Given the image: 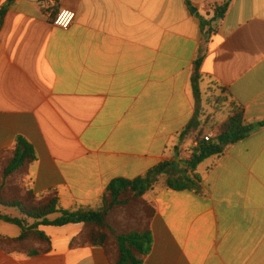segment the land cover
<instances>
[{
    "label": "crops",
    "instance_id": "0c3cea01",
    "mask_svg": "<svg viewBox=\"0 0 264 264\" xmlns=\"http://www.w3.org/2000/svg\"><path fill=\"white\" fill-rule=\"evenodd\" d=\"M49 1L15 0L0 29V165L25 137L38 158L25 176L37 196L57 191L63 210L99 209L112 181L189 161L194 137L182 135L203 49L204 132L228 119L206 103L213 83L249 124L264 121V0H232L208 39L201 19L226 0H62L50 12L73 11L68 29L48 18ZM224 149L199 165L197 190L163 182L150 192L157 213L144 264H264V128ZM83 228L41 226L50 246L0 244V264L114 263L115 246L109 260L100 247L71 245Z\"/></svg>",
    "mask_w": 264,
    "mask_h": 264
},
{
    "label": "trees",
    "instance_id": "16d2710c",
    "mask_svg": "<svg viewBox=\"0 0 264 264\" xmlns=\"http://www.w3.org/2000/svg\"><path fill=\"white\" fill-rule=\"evenodd\" d=\"M14 1L7 0L0 10V29ZM231 2L232 0H226L222 3L211 20L201 19L202 30H206V39L212 35L214 26L225 18ZM202 52L203 54L195 62L191 79L195 97V115L182 135L183 138L194 137V141H199V145L190 151L191 158L186 164L185 174L175 177L173 173L179 169L180 164L163 162L137 179L112 181L104 192L101 208H80L70 212L60 208L57 191L37 196L32 187L28 186L25 176L38 158L33 145L25 137L18 136L13 154L5 166L3 163L4 168L0 173V205L20 212L24 219L0 213V222L15 225L21 230L18 238L0 237V244L14 247L34 241L50 246L51 240L39 229L41 226L63 227L82 224L83 231L72 241V246L100 247L109 260L110 251L115 246L117 255L116 261L112 264H144L153 248L151 225L157 213L154 203L147 199V195L155 189L160 180L164 179L166 186L176 191L197 190L201 179L196 171L201 163L213 156L223 154L225 149L222 145L235 144L256 130L264 128V121L257 125L249 124L243 107L234 101L230 92L213 83L211 86L215 90V95L208 97L206 102L213 106L215 112H225L228 119L217 128L216 136L212 141H201L205 135L203 128L206 124L200 87L203 80L201 65L205 49ZM21 175L24 177L21 181L23 188L18 186L19 181L16 182L17 177ZM12 181L15 185L7 184ZM120 211L124 213L118 214ZM52 215L57 217L51 220ZM28 220L34 222L29 225ZM46 252H49V249ZM28 254L38 256L42 252L36 250Z\"/></svg>",
    "mask_w": 264,
    "mask_h": 264
},
{
    "label": "built area",
    "instance_id": "2783aa9c",
    "mask_svg": "<svg viewBox=\"0 0 264 264\" xmlns=\"http://www.w3.org/2000/svg\"><path fill=\"white\" fill-rule=\"evenodd\" d=\"M62 0H51L45 4L47 9V16L53 21V24L62 29H68L76 19V14L67 9H61L56 12H50L51 8H54L60 4ZM217 133L216 127H208L205 135L201 138V141L210 142L212 141ZM195 147H198L199 141H195Z\"/></svg>",
    "mask_w": 264,
    "mask_h": 264
},
{
    "label": "rangeland",
    "instance_id": "374dc122",
    "mask_svg": "<svg viewBox=\"0 0 264 264\" xmlns=\"http://www.w3.org/2000/svg\"><path fill=\"white\" fill-rule=\"evenodd\" d=\"M210 92H212V94H210V95H207L208 97H211V96H214L215 94H214V91L215 90H213V88H212V86L210 87ZM208 99V98H207ZM207 103V102H206ZM208 106H210V108L211 109H213L214 110V108H213V106L212 105H210V104H207ZM209 108V107H208ZM213 127H216L215 125H213ZM216 128H218V127H216ZM4 163V162H3ZM3 163H2V165H3ZM188 163V161L186 160V161H184V162H181V164H180V166H179V169L177 170V171H175L174 173H173V175L175 176V177H177L179 174H185V170H187V167H186V164ZM2 165H0V173H1V169H2ZM19 179V180H18ZM24 180V177H23V175H21V176H19V177H17V181L16 182H18V181H23ZM164 182V179H161L160 180V182H159V184H162ZM0 183H1V181H0ZM147 197L148 198H151L152 196H151V193H149L148 195H147ZM138 211V210H137ZM124 212H119L118 214H123ZM56 216L55 215H52V216H50V218H55ZM0 232L1 233H3V234H7V235H9V236H16V234H19V232H20V230H19V228L17 227V226H15V225H10V224H7V223H0Z\"/></svg>",
    "mask_w": 264,
    "mask_h": 264
},
{
    "label": "water",
    "instance_id": "95a60500",
    "mask_svg": "<svg viewBox=\"0 0 264 264\" xmlns=\"http://www.w3.org/2000/svg\"><path fill=\"white\" fill-rule=\"evenodd\" d=\"M193 12H196L195 10H193ZM226 146L225 145H222V148L224 149Z\"/></svg>",
    "mask_w": 264,
    "mask_h": 264
}]
</instances>
